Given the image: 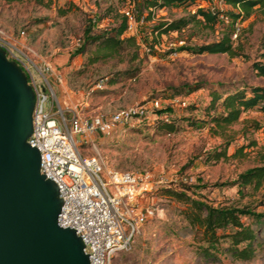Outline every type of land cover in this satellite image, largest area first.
<instances>
[{
    "label": "rangeland",
    "instance_id": "1",
    "mask_svg": "<svg viewBox=\"0 0 264 264\" xmlns=\"http://www.w3.org/2000/svg\"><path fill=\"white\" fill-rule=\"evenodd\" d=\"M141 1L0 0V27L14 36L23 29L28 54L38 68L44 61L52 67L53 73L45 75V85L66 119L72 112L82 117L146 104L150 112V107L153 111L168 108L163 117L175 121V131H162L154 123L156 115L150 113V117L115 135H95L93 143L84 139L79 143L80 153L99 158L105 169L149 171L156 182V189L143 201L144 207L154 208L153 215L135 233L130 248L116 253L110 264H264V225L251 260L234 259L223 252L226 242H221L219 250H211L215 258L206 257L201 230L190 226L181 214L186 204L160 191L184 185L190 188L188 195L214 205H254L258 200L259 193L250 195L249 190L241 196L231 181L264 156V112L253 108L242 113L230 127L234 139L227 153L245 145L244 155L219 160L211 159L210 153L221 150L224 140L212 134L206 122L192 126L187 118H206L212 90L264 85V76L253 68L254 62H264V15L257 11L246 20L232 22L220 14L213 28L189 24L181 31L156 37L151 31L155 23L189 15L197 7L224 12L235 9L221 0L199 1L155 10L148 19ZM126 10L133 13V21L125 36L136 38L137 49L126 43L119 52L104 56L98 44H84L89 19L95 21L93 33H100L118 25ZM225 33L240 53L237 56L194 54L179 47L218 40ZM83 44V51L78 53ZM188 89L193 90L187 93ZM155 101L158 106H154ZM253 122L262 127L253 128Z\"/></svg>",
    "mask_w": 264,
    "mask_h": 264
},
{
    "label": "built area",
    "instance_id": "2",
    "mask_svg": "<svg viewBox=\"0 0 264 264\" xmlns=\"http://www.w3.org/2000/svg\"><path fill=\"white\" fill-rule=\"evenodd\" d=\"M128 28L133 13L124 11ZM25 31L16 36L0 27V47L27 76L34 92L32 129L27 139L41 156V173L58 189L61 199L58 224L69 227L81 238L90 264H110L116 253L128 250L142 223L154 213L143 201L156 189L149 171L105 169L97 157L83 156L81 139L93 143L94 136L109 137L153 114L146 104L129 106L109 114L66 119L47 92L46 74L53 73L47 62L38 68L25 45ZM182 43L183 41H178ZM174 43H170L172 46ZM154 106H158L157 101ZM144 209V210H143Z\"/></svg>",
    "mask_w": 264,
    "mask_h": 264
},
{
    "label": "trees",
    "instance_id": "3",
    "mask_svg": "<svg viewBox=\"0 0 264 264\" xmlns=\"http://www.w3.org/2000/svg\"><path fill=\"white\" fill-rule=\"evenodd\" d=\"M4 1L14 2L20 0ZM199 1L206 2L210 0H142L141 5L148 12V19H151L155 10L194 5ZM221 1L230 5L235 11L224 12L200 6L197 7L194 13L189 15L155 23L151 28L152 34L160 37L163 34L181 31L189 24H204L213 28L218 22L220 14L227 15L232 22L246 20L257 11L264 15V0ZM94 26L95 21L89 19L87 26L84 28V44L85 42L98 44L99 51L105 52L103 53L104 56L119 52L126 43H130L137 49L136 38L132 35L125 36L128 29V19L125 14L121 15L118 25L105 28L100 33H93ZM84 44L77 49L78 53L83 51ZM179 47L181 50L194 54L226 53L229 56L240 54L233 46L228 33H225L218 40L201 45H181ZM261 56L264 58V53ZM253 68L258 75L264 76V62H254ZM192 90L188 89L187 93L192 92ZM253 108H258V110L264 112V85L238 87L232 91L212 90L209 104L205 107L206 118H187V120L188 124L192 126L198 122H206L209 131L224 140L221 150L210 153L211 159H228L238 154L244 155L243 148L245 145L235 148L232 154L227 153V148L234 139L229 130L232 125L240 120L243 112ZM168 110V108L157 109L153 111V114L157 117L154 119L156 127L170 133L175 131L177 127L174 119L163 117ZM261 127L259 123L253 122V128L259 129ZM250 144H254V142ZM261 158L258 164L246 168L231 181L233 185H236L237 192L241 196H244L247 190H249L247 194L251 193L250 195L259 193V198L254 205L252 203L214 205L191 197L187 194V190H190V188L184 185L180 187H176V185L168 186L160 190L162 195L186 204L181 214L190 226L201 230L202 240L207 244L203 248V255L206 257L215 258V254L211 250H219L221 242H226V246L222 247V251L228 253L234 259L247 261L256 256L260 244L261 226L264 225V156H261ZM259 206L262 207L261 210H257ZM246 219L249 222H246Z\"/></svg>",
    "mask_w": 264,
    "mask_h": 264
},
{
    "label": "water",
    "instance_id": "4",
    "mask_svg": "<svg viewBox=\"0 0 264 264\" xmlns=\"http://www.w3.org/2000/svg\"><path fill=\"white\" fill-rule=\"evenodd\" d=\"M34 92L0 47V264H90L75 230L61 227L58 189L28 144Z\"/></svg>",
    "mask_w": 264,
    "mask_h": 264
}]
</instances>
